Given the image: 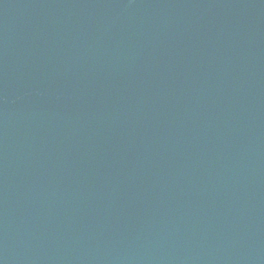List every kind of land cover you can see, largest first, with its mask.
I'll use <instances>...</instances> for the list:
<instances>
[{
    "label": "water",
    "instance_id": "1",
    "mask_svg": "<svg viewBox=\"0 0 264 264\" xmlns=\"http://www.w3.org/2000/svg\"><path fill=\"white\" fill-rule=\"evenodd\" d=\"M0 264H264V0H0Z\"/></svg>",
    "mask_w": 264,
    "mask_h": 264
}]
</instances>
